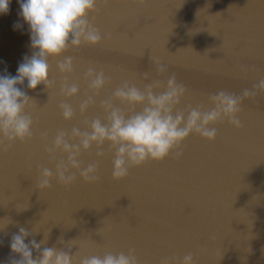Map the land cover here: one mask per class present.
<instances>
[{"label":"water","instance_id":"1","mask_svg":"<svg viewBox=\"0 0 264 264\" xmlns=\"http://www.w3.org/2000/svg\"><path fill=\"white\" fill-rule=\"evenodd\" d=\"M97 7L92 15L103 40L66 54L74 59L68 79L79 82L80 94L61 96L65 77L55 60L52 88L41 84L30 90L27 81L18 86L35 100L28 109L34 135L11 147L0 137V264L19 259L10 240L20 226L39 231L37 242L50 231L48 246L64 247L58 243L63 237L78 257L134 249L139 264H160L165 257L177 264L189 253L193 264H264V93L241 105L242 128L217 123L214 141L193 134L177 149L178 158L172 152L116 181L108 146L97 158L93 145L80 159L84 167L98 160L99 182L86 183L77 173L70 187L53 180L50 189H39L41 168L55 167L45 145L59 130H86L85 119H103L101 101L125 81L143 90L175 73L187 86L179 105L184 110L210 107V94L240 95L264 79V0H109L107 5L99 0ZM19 12L18 0H11L8 14L0 15V75L15 76L24 57L32 55L28 26L14 28L23 24ZM154 61L169 72L159 75ZM90 66L111 82L81 116L79 104L85 93L91 95L83 79ZM61 102L76 110L72 121L63 119ZM60 158L66 159L57 153Z\"/></svg>","mask_w":264,"mask_h":264},{"label":"clouds","instance_id":"2","mask_svg":"<svg viewBox=\"0 0 264 264\" xmlns=\"http://www.w3.org/2000/svg\"><path fill=\"white\" fill-rule=\"evenodd\" d=\"M103 2L107 5L109 0ZM10 3L11 0H0V15L8 14ZM18 3L23 24L18 21L14 28L28 26L32 55L24 57L15 76L0 75V137L8 147L17 141H30L34 135V121L28 109L35 100L18 86L27 81L30 90H36L41 84L46 89L52 88L54 80L50 79V61L55 60L57 70L65 77L60 87L61 96L66 99L78 96L79 82L68 79L74 71V59L66 54L86 45L97 46L104 38L92 15L99 11V0H18ZM153 63L159 75L169 72L168 66L159 61ZM143 76L148 80L151 73L146 71ZM83 79L91 95L85 93L79 104L81 116L96 103V96L111 82L103 70L98 71L92 66L84 72ZM186 93L187 86L178 81L175 73L167 76L165 81L147 84L143 90L125 81L109 99L101 101L100 107L105 113L103 119H85L86 130L78 126L72 127L70 132L59 130L51 144L45 145L55 167L54 170L41 168L39 189H50L53 180L70 187L77 181V173L86 183L99 182L98 160L84 167L80 159L81 154L90 151L93 145L97 148V158L105 156L104 146H108L107 151L112 154V178L120 181L129 175L130 169L149 161H163L172 152L178 158L181 153L177 149L193 134L214 141L218 134L214 126L217 123L226 121L240 129L243 127L238 118L241 105L246 100L255 99L258 93H264V79L254 84L251 90L244 89L240 95L224 90L210 94V107L207 108L189 106L181 110L179 105ZM117 101L127 105L129 110L116 106ZM59 107L65 121L74 119L76 110L72 104L61 102ZM41 138L47 141L48 133H42ZM57 153L66 159H57ZM9 223L10 219L7 225ZM34 234L38 235L39 231H29L23 226L19 227L18 233L12 234L10 249L19 259L13 258L10 264H139L134 249L127 253L106 251L103 255L78 257L72 248L67 247L63 237L58 243L64 247H57L48 246L50 231L44 233L39 242ZM160 264H173V260L165 257ZM177 264H193L192 254H186Z\"/></svg>","mask_w":264,"mask_h":264}]
</instances>
